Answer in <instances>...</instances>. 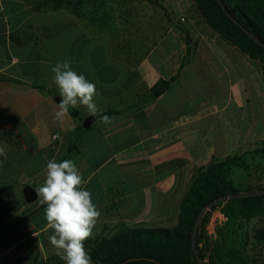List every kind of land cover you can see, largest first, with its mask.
I'll use <instances>...</instances> for the list:
<instances>
[{
    "label": "crops",
    "instance_id": "1",
    "mask_svg": "<svg viewBox=\"0 0 264 264\" xmlns=\"http://www.w3.org/2000/svg\"><path fill=\"white\" fill-rule=\"evenodd\" d=\"M158 3L85 2L75 16L0 0V264L64 262L46 205L24 194L43 185L53 158L75 163L100 212L86 245L124 226L175 227L200 170L264 141L262 64L211 29L194 0ZM65 59L96 86L90 129L83 105L54 118L51 69ZM160 82L170 85L154 98Z\"/></svg>",
    "mask_w": 264,
    "mask_h": 264
},
{
    "label": "trees",
    "instance_id": "2",
    "mask_svg": "<svg viewBox=\"0 0 264 264\" xmlns=\"http://www.w3.org/2000/svg\"><path fill=\"white\" fill-rule=\"evenodd\" d=\"M161 6L155 0H146ZM232 17L228 18L217 0H194L202 18L224 40L240 49L264 67V0H222ZM86 0H40L42 7L79 9ZM164 9V8H163ZM248 30L259 39L250 38ZM186 33V31H185ZM7 82L19 83L9 78ZM170 83L160 82L153 90L157 98ZM105 114L113 113L111 110ZM252 157V161L248 158ZM262 159L259 164L257 160ZM257 161V162H256ZM258 166L257 168H255ZM264 169V141L254 150L239 156L214 162L200 170L195 186L185 196L179 221L172 228L123 227L111 237L100 236L90 240L86 251L93 264H198L193 250L209 264H264V187L234 181L236 169L248 173L250 179L258 169ZM260 195L240 197L217 202L231 195ZM222 207L229 221L219 239L206 235L211 212ZM206 208L198 234L193 231L199 214ZM260 218L262 224L248 230L252 219ZM38 264V263H32ZM60 264H62L60 262Z\"/></svg>",
    "mask_w": 264,
    "mask_h": 264
},
{
    "label": "clouds",
    "instance_id": "3",
    "mask_svg": "<svg viewBox=\"0 0 264 264\" xmlns=\"http://www.w3.org/2000/svg\"><path fill=\"white\" fill-rule=\"evenodd\" d=\"M51 71L62 98L55 119L62 118L70 107L78 105L85 106L90 116L98 114L94 102L95 84L73 71L70 61L57 62ZM101 122L110 124L112 119L104 115ZM0 156L7 158L3 147H0ZM46 169V180L35 191L39 203L46 205L45 217L54 230L49 241L65 264H92L85 241L91 238L100 212L92 202L91 193L82 187L85 183L82 174L75 163L67 159L57 163L53 158L47 162Z\"/></svg>",
    "mask_w": 264,
    "mask_h": 264
},
{
    "label": "rangeland",
    "instance_id": "4",
    "mask_svg": "<svg viewBox=\"0 0 264 264\" xmlns=\"http://www.w3.org/2000/svg\"><path fill=\"white\" fill-rule=\"evenodd\" d=\"M33 1H35V2H40V0H33ZM143 1H146V0H143ZM156 1V0H155ZM159 0H157V2H158ZM77 2H79V0H77ZM148 2V1H147ZM86 5H85V7L86 8H90V10H94L95 9V7H96V5L98 4V5H100L99 3H100V0H86ZM83 6H82V11H83ZM72 14H74L75 16H78V13H80V11H81V9H73V7H71V8H69L68 9ZM177 15V14H176ZM250 161H252V157L250 156L249 158H248ZM258 161V162H257ZM256 162L257 163H261L262 162V159H258ZM258 166H256L255 168H257ZM247 175H248V173H246V172H244V171H242L241 169H236V172H235V175L233 176V179H234V181L238 184V180L241 182V183H248V185H250V186H252V187H264V169H262V168H260V169H258L257 171H255L254 173H253V176L250 178V179H248L247 178ZM219 209H221L222 211H223V208L222 207H218ZM211 218H212V212H211V215H210V218H209V222H208V224H207V226H206V230H205V232H206V235L210 238V239H212V240H216V239H219L220 238V236H221V234L223 233V231H221V232H219L218 234H217V237H214L213 235H210L209 234V230H208V228H209V225H210V221H211ZM262 224V220L260 219V218H256V219H252L249 223H248V225H247V227H248V230H249V232H252L253 231V229L254 228H257V227H259L260 225ZM154 228H170L169 226H156V227H154ZM86 250L87 249H89V247L88 246H86V248H85ZM209 262V260H207L206 261V263L207 264H209L208 263ZM48 264H60V263H48ZM62 264H65V261L62 263ZM93 264V263H92Z\"/></svg>",
    "mask_w": 264,
    "mask_h": 264
},
{
    "label": "water",
    "instance_id": "5",
    "mask_svg": "<svg viewBox=\"0 0 264 264\" xmlns=\"http://www.w3.org/2000/svg\"><path fill=\"white\" fill-rule=\"evenodd\" d=\"M217 1L221 5V7H222L223 11L225 12L226 16L228 18H231L232 20H234L232 15H231V13H230V11L225 6L223 1L222 0H217ZM244 30H245V32L247 33V35L250 38H252L256 42H259V39L256 38L255 36H253V34H251V32H249L246 29H244ZM57 101L61 102V98H57ZM94 121H95V118L93 116L88 117L85 120V122L83 124V127L85 129H90L92 127ZM262 193L263 192L254 193V194L231 195V196H226V197L220 198L217 202H222V201H225V200H228V199H234V198H240V197L255 196V195H260ZM24 194H25L26 201L29 202V203L34 202V201H36L38 199V195H37L35 189L33 187H31V186H28V187H26L24 189ZM205 212H206V208L199 214V217H198L197 221L195 222L194 231H193V236L194 237L198 234V229H199L200 223H201V221H202V219L204 217ZM193 250L195 252V256H196V260H197L198 264H205V261L200 256L199 252L197 251V248H196L195 244L193 246Z\"/></svg>",
    "mask_w": 264,
    "mask_h": 264
},
{
    "label": "built area",
    "instance_id": "6",
    "mask_svg": "<svg viewBox=\"0 0 264 264\" xmlns=\"http://www.w3.org/2000/svg\"><path fill=\"white\" fill-rule=\"evenodd\" d=\"M179 22L185 24L188 22V19L185 16H182ZM59 138L60 132H56L53 135V140L57 141ZM214 211L215 212H212V218L208 230L210 235L217 237V234L225 229L229 219L221 209L216 208Z\"/></svg>",
    "mask_w": 264,
    "mask_h": 264
}]
</instances>
